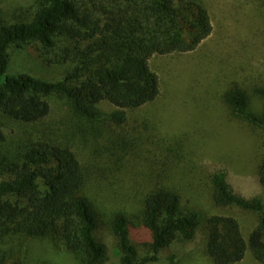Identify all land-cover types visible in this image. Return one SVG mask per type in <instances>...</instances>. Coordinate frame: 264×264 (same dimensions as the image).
<instances>
[{
	"label": "trees",
	"instance_id": "1",
	"mask_svg": "<svg viewBox=\"0 0 264 264\" xmlns=\"http://www.w3.org/2000/svg\"><path fill=\"white\" fill-rule=\"evenodd\" d=\"M35 6L18 20L0 18V264H23L27 258L28 252L17 257L6 248L15 236L40 245L31 253L32 262L53 264L50 257L56 253L58 259L68 255L73 264H105L109 248L99 235L98 211L104 206L98 209L89 195L99 181L110 192L137 200L133 211L111 212L108 227L117 244L113 264H182L198 231L204 239L201 252L212 264H238L248 252L264 264V198L237 194L224 168L212 163L210 190L191 193L193 168L179 165L178 155L140 170L136 163L132 173L124 172L131 162L111 158L108 169H115L94 173L75 149L79 135L120 129L130 120L128 110L160 96L151 58L199 49L214 32L206 0H37ZM30 44L38 45L49 65L63 68L60 79L9 73L11 49ZM252 90L262 111L238 86L226 90L223 100L234 117L264 129V84ZM52 95L67 99L77 119L44 125ZM105 103L115 109L107 111ZM9 121L33 125L39 135L15 149L4 147ZM257 175L264 189V155ZM205 196L219 209L255 213L258 221L248 238L236 216L202 209ZM47 249L51 256L43 258Z\"/></svg>",
	"mask_w": 264,
	"mask_h": 264
},
{
	"label": "rangeland",
	"instance_id": "2",
	"mask_svg": "<svg viewBox=\"0 0 264 264\" xmlns=\"http://www.w3.org/2000/svg\"><path fill=\"white\" fill-rule=\"evenodd\" d=\"M36 1L0 0V18L18 20L28 9H36ZM206 3L211 11L214 32L199 49L151 58V67L160 78V96L152 103L128 110L130 120L122 128L104 127V133L94 134L92 130L76 138L75 149L90 171L113 170L116 166L108 169L111 158L122 157L123 162L118 159L119 163L127 164L128 160L133 164L124 172L132 173L136 163L140 170L145 164L158 165L168 159L174 160L178 155V159L181 157L179 165L189 164L193 168L188 176L191 193L199 190L206 194L210 190L208 174L213 163L228 172V180L237 194L250 199L264 198L257 175L264 155V129L234 117L223 100L226 90L238 86L251 96L255 110H263V103L252 87L264 84V3L259 0H206ZM43 56L36 44L14 47L9 73H29L49 81L60 79L63 68L49 65ZM49 102L51 113L44 125L59 127L65 120L77 119L72 115L74 112L67 99L52 95ZM103 107L107 111L115 109L108 103ZM9 125L10 128H5L8 143L4 147L9 144L15 149L24 139L31 135L36 139L39 135L35 134L33 125L19 127L11 121ZM112 151H117L115 157L110 154ZM108 186L100 181L94 183L89 195L98 209V204L104 206L98 210L101 218L99 235L109 248L105 264H113L112 252L117 244L108 227L111 212L126 207L133 211L137 200L135 196L122 198L117 186L118 193L110 192ZM200 204L209 214L236 216L247 238L258 221L257 215L248 210L219 209L212 205L208 196ZM203 240L202 231H198L185 251L182 264H212L201 252ZM6 248L17 257L23 254L25 258L28 252L23 264H43L29 261L31 253L41 248L33 239L15 236ZM49 251L47 249L42 256H48ZM50 258L53 264H73L68 255H59L58 259L55 253ZM238 264L262 263L248 252Z\"/></svg>",
	"mask_w": 264,
	"mask_h": 264
}]
</instances>
